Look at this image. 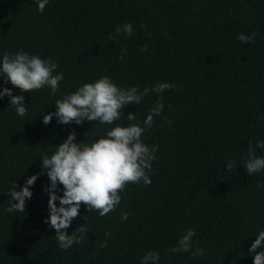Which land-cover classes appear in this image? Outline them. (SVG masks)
<instances>
[{
	"label": "trees",
	"instance_id": "obj_1",
	"mask_svg": "<svg viewBox=\"0 0 264 264\" xmlns=\"http://www.w3.org/2000/svg\"><path fill=\"white\" fill-rule=\"evenodd\" d=\"M126 22L132 35L112 39ZM253 31L254 41L237 39ZM21 49L51 57L64 79L55 96L47 86L23 93V117L8 97L0 99V264H141L148 251L159 253V264H253L248 249L264 230V172L249 177L243 158L249 141H264V0H49L43 13L34 0H0V59ZM102 76L121 88L142 91L157 82L177 88L127 105L113 125H62L55 117L43 123L41 114L55 112L57 99ZM4 80L0 91L21 94ZM160 96L163 112L142 137L158 148L152 183L128 184L104 217L82 204L66 230L72 235L87 223L82 243L61 250L55 229L44 223L46 174L30 188L25 213L7 211L11 185L22 188L41 173V155H51L70 132L88 143L116 124L127 126L130 112L143 126ZM228 161L237 164L231 174ZM187 229L204 255L169 251Z\"/></svg>",
	"mask_w": 264,
	"mask_h": 264
},
{
	"label": "clouds",
	"instance_id": "obj_2",
	"mask_svg": "<svg viewBox=\"0 0 264 264\" xmlns=\"http://www.w3.org/2000/svg\"><path fill=\"white\" fill-rule=\"evenodd\" d=\"M37 9L43 13L49 0H34ZM141 27L146 25L141 24ZM123 32L126 36L133 33L132 24L126 22L122 27L116 28L115 36ZM255 31L251 35L239 33L237 39L248 44L254 41ZM143 46L141 51H146ZM122 51H125L122 49ZM124 57L121 56L122 60ZM58 64L51 58L43 59L39 55H31L24 50L15 53L5 52L0 59V77H5L4 83H11L19 89L20 95L4 87L0 91V99L8 97L10 106L14 107L16 114L23 117L27 113L25 96L34 90L44 87L51 89V95L55 96L59 90L60 82L64 79L61 72L56 71ZM177 86L168 82H157L154 86L145 87L142 91L136 86L121 88L114 83L110 76H102L92 82H85L73 92L65 94L55 101V112L44 114L43 123L48 125L53 117L57 124L69 125L75 123L81 125L85 121H98L99 124L113 125L121 119L123 110L127 105H139L150 92L163 93L166 90L176 89ZM163 97L160 96L151 106L143 126L137 116L130 112L127 114L129 124L121 126L116 124L106 130L105 134L91 142L77 143L75 132L69 133L67 138L55 146V151L49 155L42 154L41 173L27 178L21 188L19 185H11L7 195L11 197L7 211L9 213H25L26 200L31 199L33 193L30 188L41 174H46L50 184L44 188L48 195L49 215L44 223L55 229L56 240L61 250H68L74 244H80L88 233V225L79 226L72 235L67 234L73 219L78 217L81 205H85L87 212H97L104 217L121 203L120 193L125 191L128 184L150 185L152 180L149 172L156 160V145H148L142 137L146 131L152 129L154 117L163 112ZM167 120V118H165ZM170 123V121H167ZM264 150V141L257 140L253 145L248 142L246 156L243 158V167L248 176L264 172V156H257L256 149ZM227 172L232 173L237 167L235 161H228ZM58 185L62 186V195H58ZM257 187H261L257 182ZM20 189V190H17ZM59 201V206H57ZM128 213L121 212V219L127 220ZM86 220V219H85ZM87 221V220H86ZM106 236L109 233H105ZM196 235L193 229H187L179 237L175 246L171 247V253H191L193 257L204 255L202 248L193 249L192 239ZM107 247V240L101 245ZM264 230L255 235L248 253L253 255V264H264ZM160 255L155 251H148L141 259V264H159Z\"/></svg>",
	"mask_w": 264,
	"mask_h": 264
}]
</instances>
